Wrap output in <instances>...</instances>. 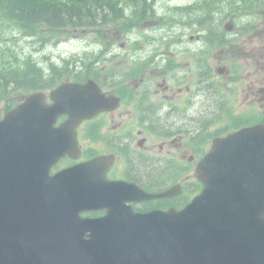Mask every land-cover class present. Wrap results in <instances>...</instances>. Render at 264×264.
I'll return each instance as SVG.
<instances>
[{
	"label": "water",
	"instance_id": "water-1",
	"mask_svg": "<svg viewBox=\"0 0 264 264\" xmlns=\"http://www.w3.org/2000/svg\"><path fill=\"white\" fill-rule=\"evenodd\" d=\"M63 92L73 96L69 105L74 113L79 103H87L92 110L94 105L105 104L94 94L86 97L77 89L67 88ZM27 101L0 121V264H264V223L258 230L250 227L251 221L245 219L248 206L244 201L241 204L234 197L238 206L229 208L226 196L215 199L209 187L181 211L144 215L128 212L105 219H83L72 210L73 198L67 199L66 209L60 195L55 199L52 196L48 170L40 169L29 176L23 167L13 164V158L6 156L7 151L17 149L23 136H28V128L21 124L26 112L37 108L40 120L51 123L61 110L59 105L46 108L34 96ZM28 127L33 130L32 125ZM252 130L258 137L257 144L245 146L246 152L241 153L244 164H235L232 169V187L241 176L247 181L248 167L252 170L254 166L260 171L264 190V129ZM103 224L128 229L114 239L92 229L94 238L64 247L50 243L46 232L50 225H80L89 230ZM103 239L116 240V244Z\"/></svg>",
	"mask_w": 264,
	"mask_h": 264
},
{
	"label": "flooded vegetation",
	"instance_id": "flooded-vegetation-1",
	"mask_svg": "<svg viewBox=\"0 0 264 264\" xmlns=\"http://www.w3.org/2000/svg\"><path fill=\"white\" fill-rule=\"evenodd\" d=\"M245 28H242V31ZM240 32L219 30L216 35L220 46L216 49L210 47L216 43L215 38L207 37L204 41H197L194 47H186L185 43L180 45L175 59L165 55L166 51L155 56L150 55L144 64L145 74L139 77L145 90L139 86L138 80L132 85L134 77L140 70L126 75L128 84L123 81L122 84L112 87L116 93L128 94L132 99L133 108L127 112L115 110L109 120H104L102 131L91 138L88 157L94 152H98L97 154L112 152L114 162L109 169L110 178H116V169H123L126 177L138 181L143 186L157 185L152 179L158 172L151 166L144 148L162 151L165 141L163 143L158 141H161L162 137L164 140L169 139L177 130L178 122L175 118L166 116L165 112L159 111V106H148V110L144 112L140 110V105L144 99L150 104L152 101L163 104L197 101L203 107L204 116L217 114L229 101L230 94L236 98L235 92H238L237 88L234 92V88L231 87L230 69L228 85L226 81L228 72L223 62L227 55V44L233 43V39L239 40L244 59L248 60L260 54L257 58V62L260 63L264 58V46L262 50H256L254 47L250 49L249 46L250 40L262 35L257 31ZM161 56L164 63L152 68L154 62L160 60ZM169 61L176 62L175 73L168 74ZM239 93L246 94L247 90ZM172 110L173 107L170 111ZM124 135H127L126 138H123ZM117 147L127 153L128 164L124 167H116ZM165 204L166 201H160L156 206L162 207Z\"/></svg>",
	"mask_w": 264,
	"mask_h": 264
},
{
	"label": "trees",
	"instance_id": "trees-1",
	"mask_svg": "<svg viewBox=\"0 0 264 264\" xmlns=\"http://www.w3.org/2000/svg\"><path fill=\"white\" fill-rule=\"evenodd\" d=\"M64 8H61V4L56 0H0V12L6 16L10 15L13 21L29 33L46 32L42 28V22L54 27L66 24L70 14L68 15ZM4 55L5 52L0 55V91L7 95L9 85L13 86V89L22 86L38 89L44 85V80H39L42 78L41 71L31 58L20 64L16 60L5 59Z\"/></svg>",
	"mask_w": 264,
	"mask_h": 264
},
{
	"label": "rangeland",
	"instance_id": "rangeland-1",
	"mask_svg": "<svg viewBox=\"0 0 264 264\" xmlns=\"http://www.w3.org/2000/svg\"><path fill=\"white\" fill-rule=\"evenodd\" d=\"M184 1L189 0H162L160 3H180ZM115 24H112L114 26ZM255 30L262 35V37H258L254 40V48L256 50H262V47L264 46V18L263 20L258 23L255 27ZM11 33L15 36L14 39L10 40L9 42H5V37L8 36L9 32L5 30L3 27L0 26V54L5 52L4 58H10L11 60H16L20 55H24L25 53H28L31 57L34 55L36 57L35 60L37 61H43V66L48 70L47 62L44 60H48L47 57L51 55H54L57 51V49L54 47L53 44H48L44 47H41L40 42L35 40L34 36H20L18 32H15L14 30H10ZM74 32H70V34L64 38V41H66L64 44L61 43L60 49L62 48L63 55L66 54L70 49L77 50L82 46L81 37L77 36ZM75 37V38H73ZM72 38V39H71ZM69 49V50H68ZM19 59V58H18ZM21 61V59H20ZM36 61V64H37ZM46 70V71H47ZM45 71V72H46ZM20 92L16 93L19 94ZM16 96H13L12 99H15ZM4 103L0 102V115L3 112ZM158 152L157 150H155Z\"/></svg>",
	"mask_w": 264,
	"mask_h": 264
}]
</instances>
